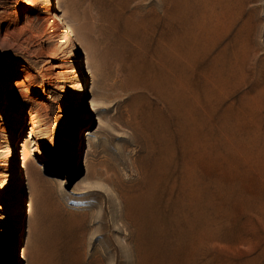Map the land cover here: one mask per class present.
I'll list each match as a JSON object with an SVG mask.
<instances>
[{"label":"rangeland","instance_id":"374dc122","mask_svg":"<svg viewBox=\"0 0 264 264\" xmlns=\"http://www.w3.org/2000/svg\"><path fill=\"white\" fill-rule=\"evenodd\" d=\"M50 1L74 47L46 0H0V264H264V0H165L186 36L162 144L131 68L158 0ZM159 160L180 198L143 260L132 202Z\"/></svg>","mask_w":264,"mask_h":264},{"label":"bare ground","instance_id":"6f19581e","mask_svg":"<svg viewBox=\"0 0 264 264\" xmlns=\"http://www.w3.org/2000/svg\"><path fill=\"white\" fill-rule=\"evenodd\" d=\"M164 7L165 0H158L155 2L153 9L154 14L151 17L150 22L146 23L143 35L139 37L137 42L134 43V47L131 52V68L133 69V75L135 76L136 81L148 92V94L151 95L154 100V112L152 113L154 114V123L156 126H149V128L150 130H154V132H156L154 134H156L155 136L160 139V144H162L167 137L165 134L167 120L171 117L176 122L178 117L179 106L177 102L179 101H177V98L179 97L181 87L184 86L182 83V70L184 68L182 67L181 70L180 59L183 57L182 39L186 36L185 35L184 38L182 37L183 33L181 34L177 14L167 12ZM43 8L49 13L50 24L53 29L57 30L65 38L67 44L70 43L74 47L75 43L72 39L74 36L73 32L69 26L61 24V18L55 12H52L53 4L51 1L46 0L43 4ZM194 16L195 15H193V17ZM19 86L24 87V82L21 81ZM79 87H81V84ZM141 114L145 118L147 111L143 110ZM33 139L34 135L30 133L21 145L23 151L21 153L20 160L23 162L25 160L26 151L29 147L28 144L32 142ZM159 151V158L163 154L167 153L166 147L162 145L160 146ZM11 160L13 173L17 174L16 167L18 164L15 160V154L13 153H11ZM156 161L158 160L156 159ZM167 162L159 160L157 165V168L162 174L161 181L157 179L159 182L157 183L155 181L156 184H153L152 181L148 182L147 180V182L135 192V199L132 202L134 209L138 212L137 219L134 220V227H137L138 235L137 239H134L137 240V245L131 248V252L143 260L150 255L158 253L162 248L163 234L161 225L164 220L163 211L167 208L175 207L180 198V192L177 190L178 187L176 188L173 187L174 185H170L171 172L173 174H175V172L169 167ZM29 168V166L26 167V180H29L28 184L30 186L34 182L33 176L35 175L32 173L33 169ZM158 177L161 176L158 175ZM17 184L18 183H16V185ZM129 242L131 241L129 240ZM6 251L11 253L15 252L12 244L6 247ZM102 262L104 263L103 260Z\"/></svg>","mask_w":264,"mask_h":264}]
</instances>
